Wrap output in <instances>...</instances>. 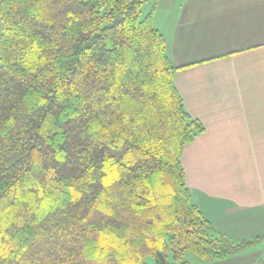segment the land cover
Here are the masks:
<instances>
[{
    "label": "trees",
    "instance_id": "obj_1",
    "mask_svg": "<svg viewBox=\"0 0 264 264\" xmlns=\"http://www.w3.org/2000/svg\"><path fill=\"white\" fill-rule=\"evenodd\" d=\"M145 1L0 0V264H187L254 241L214 237L192 200L181 154L203 126Z\"/></svg>",
    "mask_w": 264,
    "mask_h": 264
},
{
    "label": "crops",
    "instance_id": "obj_2",
    "mask_svg": "<svg viewBox=\"0 0 264 264\" xmlns=\"http://www.w3.org/2000/svg\"><path fill=\"white\" fill-rule=\"evenodd\" d=\"M153 8L184 108L203 126L181 154L192 200L212 227L250 231L264 219V0Z\"/></svg>",
    "mask_w": 264,
    "mask_h": 264
},
{
    "label": "rangeland",
    "instance_id": "obj_3",
    "mask_svg": "<svg viewBox=\"0 0 264 264\" xmlns=\"http://www.w3.org/2000/svg\"><path fill=\"white\" fill-rule=\"evenodd\" d=\"M157 0H146L141 6L140 17L143 18L154 7ZM1 30V23H0ZM264 219H259L255 227L250 231H235L229 223L213 225L212 234L216 238L224 237L231 243L237 244L244 240H254L244 249L227 255L224 259H203L191 253H185L187 264H264ZM171 261V257L169 258ZM147 264H155L152 256L146 257Z\"/></svg>",
    "mask_w": 264,
    "mask_h": 264
}]
</instances>
